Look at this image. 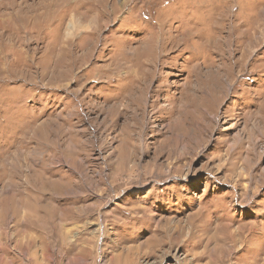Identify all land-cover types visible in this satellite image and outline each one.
I'll use <instances>...</instances> for the list:
<instances>
[{"label":"rangeland","instance_id":"obj_1","mask_svg":"<svg viewBox=\"0 0 264 264\" xmlns=\"http://www.w3.org/2000/svg\"><path fill=\"white\" fill-rule=\"evenodd\" d=\"M0 264H264V0H0Z\"/></svg>","mask_w":264,"mask_h":264},{"label":"bare ground","instance_id":"obj_2","mask_svg":"<svg viewBox=\"0 0 264 264\" xmlns=\"http://www.w3.org/2000/svg\"><path fill=\"white\" fill-rule=\"evenodd\" d=\"M184 1H185V0H184ZM224 1H228V0H224ZM181 2H182V1H181ZM193 2H194V1H193ZM213 2H214V1H213ZM217 2H218V1H217ZM175 4H176V3H175ZM231 4H232V3H231ZM218 5H219V4H218ZM186 6H187V5H186ZM181 7H183V6H181ZM214 7H215V4H214ZM236 7H237V6H236ZM220 8H221V7H220ZM217 9H218V8H217ZM65 10H66V9H65ZM231 10H232V9H231ZM221 11H222V10H221ZM221 11H220V12H221ZM220 12H218V16L221 15ZM224 16H227V15H224ZM232 17H233V16H232ZM262 17H263V16H262ZM226 18H227V17H226ZM221 19H222V17L220 16V20H221ZM220 20H219V21H220ZM224 20H225V19H224ZM250 20H251V18H250V19L248 20V22L246 23V26H248V24H250V22H251ZM259 20H260V19H259ZM61 21H62V20H61ZM216 23H217V24L219 23V22H218V19H217V22H216ZM241 23H242V22H241ZM217 24H216V25H217ZM70 25H71V24H70ZM220 25H221V24H220ZM220 25H219V26H220ZM251 28H252L251 26H250V27H247V32H249V30H250ZM235 30H236V26H235ZM245 32H246V31H245ZM247 32H246V35H247ZM247 37H248V36H247ZM248 46H250V45H248ZM251 47H252V46H251ZM234 229H235V228H234ZM220 231H221V230H220ZM230 237H232V236H230ZM217 239H218V238H217ZM221 240H222V239H221ZM219 241H220V240H219ZM234 244H235V242H234Z\"/></svg>","mask_w":264,"mask_h":264}]
</instances>
